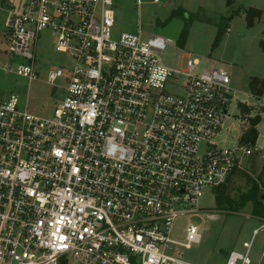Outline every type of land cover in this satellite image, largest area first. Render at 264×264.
Masks as SVG:
<instances>
[{
  "label": "built area",
  "instance_id": "built-area-1",
  "mask_svg": "<svg viewBox=\"0 0 264 264\" xmlns=\"http://www.w3.org/2000/svg\"><path fill=\"white\" fill-rule=\"evenodd\" d=\"M112 6L23 0L16 9L0 0V71L37 80L44 30L70 60L46 68L57 100L48 114L29 110L17 86L0 89V264H195L180 250L200 241L202 190L258 150L218 143L233 101L225 71L198 73L191 53L184 68L163 64L166 36L142 40L138 29L113 38ZM183 216L190 221L174 238ZM250 245L224 264H251Z\"/></svg>",
  "mask_w": 264,
  "mask_h": 264
},
{
  "label": "rangeland",
  "instance_id": "rangeland-1",
  "mask_svg": "<svg viewBox=\"0 0 264 264\" xmlns=\"http://www.w3.org/2000/svg\"><path fill=\"white\" fill-rule=\"evenodd\" d=\"M19 9L23 0H6ZM259 9L258 18L249 24L248 10ZM113 38L121 32L142 31L141 39L152 34L169 37L160 53L161 62L172 68H184L187 53L198 59L196 71H207L213 66L225 71L229 76V86L233 101L228 106L230 118L222 126L218 143L222 146H235L242 135L249 130L246 118L259 112L260 120L253 126L256 130L255 146L259 151L245 153L240 167L223 184L232 198L248 190L249 179L259 184L264 194V176L258 177L261 169V156L264 154V90L253 94L257 80L264 83V51L259 41L264 39V0H113ZM6 13L0 10V65L5 61ZM218 36V41L214 40ZM62 53L53 48V36L48 30L40 33L37 40L38 79L25 78L0 71V89L7 93L15 86L20 101L27 98V107L34 113L48 114L54 100L50 86L45 83V71L50 65L69 64ZM60 80L55 84H60ZM57 87L55 93L60 95ZM26 92L28 93L26 96ZM217 189L207 187L202 190L197 204L201 211L199 217L200 241L189 249H181L180 257L195 264H224L227 254L233 250H244L250 245L251 264H264V220L251 216V204L246 203L238 212L220 211L216 201ZM190 221L188 216L174 221L172 236L178 238L183 227ZM259 232L251 237L252 230Z\"/></svg>",
  "mask_w": 264,
  "mask_h": 264
},
{
  "label": "trees",
  "instance_id": "trees-1",
  "mask_svg": "<svg viewBox=\"0 0 264 264\" xmlns=\"http://www.w3.org/2000/svg\"><path fill=\"white\" fill-rule=\"evenodd\" d=\"M252 10H248L246 14L247 21L249 24H251L252 20L254 18H258L260 16V10L251 8ZM218 41V36L215 38L214 42L216 43ZM259 46L262 51H264V39H261L259 41ZM264 90V86H262V82L257 80L256 86L253 89V94L258 95ZM256 130L254 127L250 126L249 130H247L244 135H242V141L245 144H252L254 143V140L256 138ZM264 176V159H262L261 169L258 174V177ZM251 182V186L246 190L245 192H242L241 194L237 195L236 197L232 198L229 196V194L226 192L225 185H221L217 187V195H216V201H217V208L220 211H230L232 213L238 212V210L244 206L246 203L251 204V216L256 217L260 220H264V197L260 198V191H259V184L252 179H249ZM264 184V181L260 182V185L262 186Z\"/></svg>",
  "mask_w": 264,
  "mask_h": 264
},
{
  "label": "water",
  "instance_id": "water-1",
  "mask_svg": "<svg viewBox=\"0 0 264 264\" xmlns=\"http://www.w3.org/2000/svg\"><path fill=\"white\" fill-rule=\"evenodd\" d=\"M246 120L250 126H255L260 120L259 113H255L254 116H248ZM262 197H264V194L260 193V198Z\"/></svg>",
  "mask_w": 264,
  "mask_h": 264
},
{
  "label": "crops",
  "instance_id": "crops-1",
  "mask_svg": "<svg viewBox=\"0 0 264 264\" xmlns=\"http://www.w3.org/2000/svg\"><path fill=\"white\" fill-rule=\"evenodd\" d=\"M261 81V80H260ZM262 82V81H261ZM262 86H264V83H262ZM255 140H256V138H255ZM255 140H254V143H252V144H254L255 145ZM257 151H259V148H258V150ZM262 159H264V154H262V156H261V164H262ZM256 218V217H255ZM258 219V218H257ZM257 235V234H256Z\"/></svg>",
  "mask_w": 264,
  "mask_h": 264
}]
</instances>
